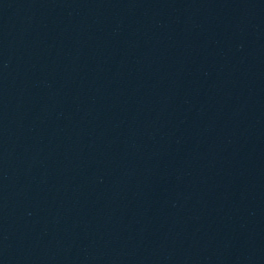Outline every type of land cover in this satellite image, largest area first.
Wrapping results in <instances>:
<instances>
[{"label": "water", "instance_id": "water-1", "mask_svg": "<svg viewBox=\"0 0 264 264\" xmlns=\"http://www.w3.org/2000/svg\"><path fill=\"white\" fill-rule=\"evenodd\" d=\"M0 264H264V0H0Z\"/></svg>", "mask_w": 264, "mask_h": 264}]
</instances>
